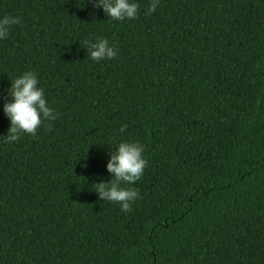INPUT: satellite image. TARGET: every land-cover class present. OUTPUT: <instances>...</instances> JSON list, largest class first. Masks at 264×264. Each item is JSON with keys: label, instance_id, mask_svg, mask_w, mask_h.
Segmentation results:
<instances>
[{"label": "trees", "instance_id": "obj_1", "mask_svg": "<svg viewBox=\"0 0 264 264\" xmlns=\"http://www.w3.org/2000/svg\"><path fill=\"white\" fill-rule=\"evenodd\" d=\"M134 2L114 21L92 0H0L21 18L0 39V264H264V0ZM97 37L114 59H88ZM26 71L57 119L5 143ZM122 141L148 161L128 213L93 185Z\"/></svg>", "mask_w": 264, "mask_h": 264}, {"label": "clouds", "instance_id": "obj_2", "mask_svg": "<svg viewBox=\"0 0 264 264\" xmlns=\"http://www.w3.org/2000/svg\"><path fill=\"white\" fill-rule=\"evenodd\" d=\"M94 7L102 8L105 15L114 21L133 20L138 18L139 4L134 0H92ZM159 0H151L146 15L154 13ZM21 23L19 16L6 15L0 18V39H6L10 29ZM88 59L99 62L111 60L117 56L115 45H109L106 38L97 37L95 41L85 40ZM37 76L32 71H26L11 81L8 94L11 102L3 105L4 114L10 121V127L5 137V143L17 142L23 135L36 136L41 127L51 131V122L57 119V113L45 99V90L38 86ZM127 125L119 131L124 132ZM145 148L136 141H122L110 153L106 164L112 178L108 182L93 184L98 198L113 204H119L121 211L128 213L132 204L140 198L136 188L122 185L135 184L144 174L148 161L144 158Z\"/></svg>", "mask_w": 264, "mask_h": 264}]
</instances>
